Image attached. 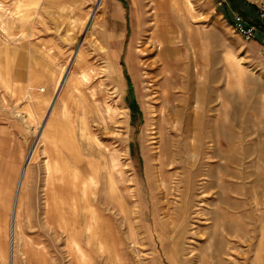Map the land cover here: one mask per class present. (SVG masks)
I'll return each instance as SVG.
<instances>
[{
  "label": "rangeland",
  "instance_id": "rangeland-1",
  "mask_svg": "<svg viewBox=\"0 0 264 264\" xmlns=\"http://www.w3.org/2000/svg\"><path fill=\"white\" fill-rule=\"evenodd\" d=\"M260 1L92 0L40 32L0 0L1 264L29 241L28 264H81L49 194L105 221L87 264H264V61L233 27Z\"/></svg>",
  "mask_w": 264,
  "mask_h": 264
},
{
  "label": "bare ground",
  "instance_id": "bare-ground-1",
  "mask_svg": "<svg viewBox=\"0 0 264 264\" xmlns=\"http://www.w3.org/2000/svg\"><path fill=\"white\" fill-rule=\"evenodd\" d=\"M152 2H154V0H151V3ZM154 4H155V2H154ZM154 6H156V4ZM156 16H157L156 17V19H157L158 18V15H156ZM92 19H93L92 15L91 16L89 15L88 18L86 19L87 20L86 22L89 23L90 21H92ZM156 30H157V25H155L153 27L152 36H151L152 39L155 42H156V40L157 41L159 40L158 34L156 33ZM161 42L162 41L159 40V43H150V44H152V46H154V48H155V46H158L159 47L158 48V51H157L158 52V55L162 54V51L164 50V43H161ZM63 73H65V72H63ZM62 74H61V76H62ZM87 76H89V75H87ZM82 77H84V75ZM64 79L65 78H63V77L62 78L59 77V80H58V82L56 84L55 91H54V95L51 98L49 107H52L53 106L52 105V100H53L54 96L56 95V93H58L61 85L64 83L63 82ZM86 83H87V81H86ZM31 154H32V150L30 152V155ZM52 168L54 169V167H52ZM26 169H25V166H24V168H23V170H22V172L20 174V179H18L19 180L18 181V186L19 185L22 186V181H23L22 178L24 176V170H26ZM55 171H56V169H55ZM52 178H53V176H52ZM49 180H52V179H49ZM49 187H51V186H49ZM61 200L62 199L60 198L59 195L58 196H55V195H52V194L50 195L49 194V195L46 196V200H45V203H44L45 204V210H46L45 211L46 222L47 223H50V224L57 223L59 225V229H61L62 233L65 235V243H66V245H67V247L69 249V252H70L71 256L72 255L74 256V257L72 256L73 257V260L75 262H80L81 264H87L88 263V259L86 258L85 253L83 252V250H82V248H81V246H80V244H79V242H78L77 239H78V237L80 236V233L83 230L85 231V236L91 237V236H93V234L95 236H98V234H100L101 230H103V227H104V224L103 223L105 221L102 220L103 218H102L101 214H99L97 211L96 212H93L92 207L90 209L87 208L88 210H85V213H88V214H82L83 223H84V226L82 228L80 226V221H79L78 215H77L78 214V211H77V207L75 206V204L73 203V204L70 205V207L72 208V211H71V214L69 215V214H67L66 211L63 210L64 207H62ZM15 225H16V218H15V206H14L13 207V212H12V218H11V231H10V237H9L10 238V245H9V247H10V252H11V256L12 257H13L14 245H15V237H14L15 234L12 235V231H14V229H17V228L14 227ZM31 243H32L31 241H29L27 243V247H26V250H25V254L27 255L26 264H28L29 260H30V262L32 261L33 254H34L32 252V249H31ZM36 253H38V252H36ZM9 260H11V259H9ZM36 260H39V259H36Z\"/></svg>",
  "mask_w": 264,
  "mask_h": 264
},
{
  "label": "crops",
  "instance_id": "crops-1",
  "mask_svg": "<svg viewBox=\"0 0 264 264\" xmlns=\"http://www.w3.org/2000/svg\"><path fill=\"white\" fill-rule=\"evenodd\" d=\"M91 2L92 0H27V15L30 18L29 22L35 25L33 30L41 32L49 24L59 26L63 23L64 17L72 21L74 16L85 11ZM258 22L257 18L256 22L251 23L264 26V22ZM256 41L260 43L259 38ZM259 45L261 46V43Z\"/></svg>",
  "mask_w": 264,
  "mask_h": 264
},
{
  "label": "built area",
  "instance_id": "built-area-1",
  "mask_svg": "<svg viewBox=\"0 0 264 264\" xmlns=\"http://www.w3.org/2000/svg\"><path fill=\"white\" fill-rule=\"evenodd\" d=\"M257 10L258 21L264 22V0L260 1ZM233 27L244 41L250 42L256 40V38L260 39L259 56L264 61V26L256 23L246 24L241 17L235 16Z\"/></svg>",
  "mask_w": 264,
  "mask_h": 264
},
{
  "label": "water",
  "instance_id": "water-1",
  "mask_svg": "<svg viewBox=\"0 0 264 264\" xmlns=\"http://www.w3.org/2000/svg\"><path fill=\"white\" fill-rule=\"evenodd\" d=\"M58 92H59V91H58ZM57 96H58V93H56V95L54 96V98H53V100H52V105L54 104V102H55ZM50 109H51V107H50ZM50 109H49V111H50ZM48 114H49V112L47 113V115H48Z\"/></svg>",
  "mask_w": 264,
  "mask_h": 264
}]
</instances>
